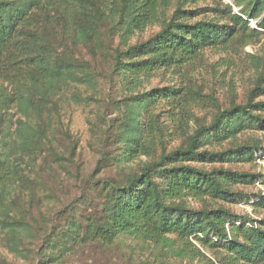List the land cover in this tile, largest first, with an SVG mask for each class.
<instances>
[{
  "label": "trees",
  "instance_id": "16d2710c",
  "mask_svg": "<svg viewBox=\"0 0 264 264\" xmlns=\"http://www.w3.org/2000/svg\"><path fill=\"white\" fill-rule=\"evenodd\" d=\"M170 1L0 0V227L10 236L9 243L19 230L31 238L35 264H62L74 248L94 241L111 245L124 233L163 243L171 241V235L180 242L181 255L196 251L202 256L195 264H264V220L255 224L239 216L241 224L236 225L233 221L237 218L227 209H193L182 200L186 195H204L232 201L235 194L226 180L251 177L222 168L205 170L186 161L218 163L252 156L258 144H240L236 139L239 133L264 123L256 113L264 110V101L252 99L264 93L259 85L249 91L244 103L231 102L217 108L208 122L198 120L178 146L169 150L161 146L157 156L123 182L109 178L93 181V199L82 192L83 197L56 211L54 220L31 216L30 224L22 214H11L15 211L12 206H6V196L16 185L18 192L9 202L23 190L31 200L40 187L37 176L42 168L25 174L18 159L26 155L35 164L40 157L41 164L46 157L58 158L51 138L53 123L61 116L60 98L70 97L79 103L83 101L82 89L97 87L95 68L82 58L81 48L109 57L111 73L127 92L123 115L107 128L123 151V161H129L154 152V136L143 134L137 110L146 111L166 98L168 105L188 113L195 99L190 91L182 92L174 85L139 92L144 79L161 69L180 67L205 49L264 32V0H231V4L214 0L211 8L194 9L184 6L197 0H173L170 14L158 16L159 6ZM207 11H212L214 18H197ZM43 16L61 24L63 35L58 41H51L41 31ZM154 23L159 26L156 32L130 43L134 35ZM49 36L53 37V32ZM229 140L232 147L201 150ZM108 156L106 153L103 160ZM85 203L92 206L89 212ZM228 221L233 225L229 232L225 227ZM190 238L203 248H221L224 253L215 256L216 260L209 259ZM187 244L192 248H186ZM10 250H17L16 243ZM136 264L181 263L155 260Z\"/></svg>",
  "mask_w": 264,
  "mask_h": 264
},
{
  "label": "rangeland",
  "instance_id": "374dc122",
  "mask_svg": "<svg viewBox=\"0 0 264 264\" xmlns=\"http://www.w3.org/2000/svg\"><path fill=\"white\" fill-rule=\"evenodd\" d=\"M213 1L197 0L188 3L184 8H211L214 6ZM220 2L231 4V0ZM173 7V0L166 5H160L158 16L169 15ZM214 16L212 11H207L197 18ZM253 23L251 20L250 26H253ZM40 27L51 41H58L63 35L61 24L51 18L43 16ZM158 29L157 23L149 25L143 32L134 35L130 43L144 40ZM50 31L53 32V37L49 36ZM105 41L108 42L107 39ZM80 53L82 58L91 62L95 68L96 89H82L83 101L79 103L70 97H61L57 102L61 107V116L60 120L53 123L51 143L58 158L46 157L41 164L39 163L43 158L40 157L35 164H32L26 155L17 160L19 169L25 174H33L34 171L30 170L42 168V173L37 176L40 187L34 191L33 198L30 200L23 190L24 193L21 192L15 201L9 202L18 192L17 185L14 187L16 190L6 196L7 208L12 206L11 210H15L11 214H15V217L22 214L30 224L31 216L37 218L47 216L54 220L56 211L76 202L81 198L82 192L90 196L89 200L93 199L95 192L91 188L93 181L109 178L123 182L125 177L137 171L144 162L157 156L161 146L164 145L165 150H169L181 144L186 134L192 132L198 120L208 122L217 108L223 109L231 102L244 103L255 85L264 90V32L245 39H234L218 48L205 49L180 67L157 71L144 79L137 91L144 92L151 88H167L174 85L181 87L182 92L190 91L195 98L194 102L188 108L190 110L188 113L179 112L176 107L168 105L166 98L159 99L146 111L137 110L139 123L144 128L143 134L154 136L152 145L154 152L151 156L142 154L129 161H123L121 155L123 151L114 144L113 132L107 125L123 115L127 92L122 90L119 81L111 73L109 57H103L100 52L92 54L85 48H81ZM252 99L253 102L264 101V93L253 95ZM256 113L264 120V110ZM236 142L245 145L258 144V148L253 150L252 156L243 158V161L238 158L218 163L186 161L205 170L215 167L228 169L233 173L250 174L251 177H234L226 180L228 189L235 194L234 200L225 201L204 195H186L182 200L193 209L202 207L227 209L234 218H237L233 221L236 225L241 224V221H237L239 216L260 224V220H264V123L239 133ZM232 145L229 140L221 145H206L201 150H220ZM106 153L109 156L103 160ZM18 155L19 153H16L14 157L18 158ZM118 161L120 162L117 165ZM85 205L89 212L92 206L88 207L87 203ZM232 226L230 221L225 224L228 232ZM9 237L6 230L0 227V264H35L31 252L33 248L31 238L20 230L16 232L15 238L13 237L15 240L11 243ZM168 237L171 241L163 243L155 238L146 239L132 233H124L111 245H102L95 241L80 245L70 251L61 263L136 264L140 261L164 260L195 264L202 260V256L196 251L181 255L178 250L180 242L171 235ZM189 240L209 259L216 260L215 256L224 253L221 248L206 249L196 240L191 238ZM12 243H16V251L10 250ZM186 248L192 246L187 244Z\"/></svg>",
  "mask_w": 264,
  "mask_h": 264
}]
</instances>
